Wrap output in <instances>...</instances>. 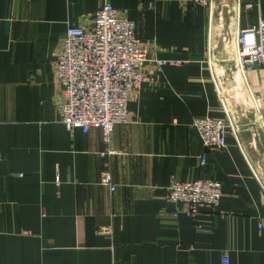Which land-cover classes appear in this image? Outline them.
I'll return each instance as SVG.
<instances>
[{"label": "crops", "instance_id": "0c3cea01", "mask_svg": "<svg viewBox=\"0 0 264 264\" xmlns=\"http://www.w3.org/2000/svg\"><path fill=\"white\" fill-rule=\"evenodd\" d=\"M209 1L0 0V264H264V80L246 70L253 104L220 98L208 53L222 0ZM226 1L238 44L264 0ZM106 2L135 20L149 59L107 140L60 121L55 75L67 28L92 25ZM204 115L228 120L225 148L204 146L192 126ZM208 178L224 193L196 220L166 199L172 182Z\"/></svg>", "mask_w": 264, "mask_h": 264}, {"label": "built area", "instance_id": "2783aa9c", "mask_svg": "<svg viewBox=\"0 0 264 264\" xmlns=\"http://www.w3.org/2000/svg\"><path fill=\"white\" fill-rule=\"evenodd\" d=\"M197 6H209V0H190ZM253 4L248 3L247 8ZM134 19L106 2L93 17L90 26L70 25L64 35L55 62V75L62 97L60 121L68 130L101 128L106 140L117 124L129 120L130 94L148 80L146 49L137 36ZM240 64L246 70H258L264 80V18L242 27L238 37ZM159 65L179 64L155 60ZM192 126L207 148L227 145L228 123L209 115L195 117ZM206 156H202V164ZM59 183V178H56ZM102 183L113 190L111 176L105 172ZM217 179L174 181L166 199L182 204L187 217L196 220L201 208H217L223 196ZM221 264H230L227 254Z\"/></svg>", "mask_w": 264, "mask_h": 264}, {"label": "rangeland", "instance_id": "374dc122", "mask_svg": "<svg viewBox=\"0 0 264 264\" xmlns=\"http://www.w3.org/2000/svg\"><path fill=\"white\" fill-rule=\"evenodd\" d=\"M248 3L253 4V2L249 0L243 1L245 9L252 8L246 7ZM216 4L218 3L215 1L212 2L211 10L217 14V17H219L220 20L218 21V25L220 23L221 26H219L220 28L218 32L214 33L212 36L213 41L208 53V58L214 74L218 93L225 103L234 108H239L243 104H253L252 101L256 98L249 96L251 90H249V93L247 94L248 89L245 82L246 69L240 64L238 44L234 43L231 35L226 32L229 19H232V22L236 26L239 27L240 25L238 24L239 17L237 2L235 4L230 1L222 0L221 6L218 7ZM226 11L230 12L228 13V18L225 17ZM213 23L216 24L215 22ZM220 45L222 48L219 47ZM226 122L228 123L229 128L230 125L228 120H226Z\"/></svg>", "mask_w": 264, "mask_h": 264}]
</instances>
